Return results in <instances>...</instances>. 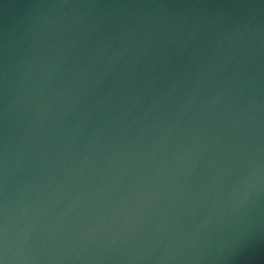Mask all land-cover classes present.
<instances>
[{
  "label": "water",
  "instance_id": "water-1",
  "mask_svg": "<svg viewBox=\"0 0 264 264\" xmlns=\"http://www.w3.org/2000/svg\"><path fill=\"white\" fill-rule=\"evenodd\" d=\"M0 264H264V0H0Z\"/></svg>",
  "mask_w": 264,
  "mask_h": 264
}]
</instances>
